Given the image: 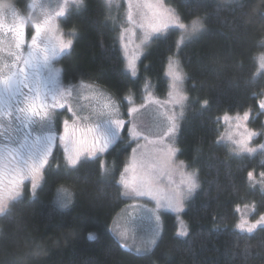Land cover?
Masks as SVG:
<instances>
[{
  "label": "trees",
  "instance_id": "obj_1",
  "mask_svg": "<svg viewBox=\"0 0 264 264\" xmlns=\"http://www.w3.org/2000/svg\"><path fill=\"white\" fill-rule=\"evenodd\" d=\"M7 1L19 9L28 3ZM165 2L185 24L199 18L204 28L189 38L181 37L175 26L152 36L135 77L118 38L122 7L116 9L109 0H83L59 19V29L73 44L56 63L63 83L92 82L122 104L130 91L140 101L146 86L164 96L167 62L178 59L189 99L175 145L178 158L196 171L199 182L182 211L186 233H178L174 214L164 212L162 233L149 252L122 247L110 221L126 203L117 178L129 147L106 152L116 166L112 172L102 171L100 157L70 167L55 152L50 166L58 169L50 170L35 194L25 189L10 200L7 213L0 215V264H264V227L252 233L232 227L238 204L254 202L257 212L264 210V192L251 186L247 176L254 171L261 177L264 160L233 155L219 140L218 121L225 112L250 110V125L258 130L264 126V111L257 107L264 93V70L257 64L258 53L264 51V0ZM61 184L74 192L65 208L55 203ZM90 232L95 239H88Z\"/></svg>",
  "mask_w": 264,
  "mask_h": 264
},
{
  "label": "snow or ice",
  "instance_id": "obj_2",
  "mask_svg": "<svg viewBox=\"0 0 264 264\" xmlns=\"http://www.w3.org/2000/svg\"><path fill=\"white\" fill-rule=\"evenodd\" d=\"M78 5H83V0H75ZM146 7L153 9V15L157 17V22L147 25V31L144 34V40L147 41L149 36L156 38L159 34L169 28L170 25L178 28L183 38H189L195 33L203 30L204 23L201 19L196 18L191 21L190 26L185 24L182 19L175 14L172 9L165 8L160 0H156L155 6L151 4L145 5ZM64 9L61 8L57 16H63ZM20 23L15 26H10L8 31L13 34L14 49H10L7 56L11 59V63L5 64L3 67L8 69V74L3 75V68H0V85H3V93L12 97L17 95L20 97L16 106V120L23 122L26 127L32 124H47L48 131L43 136H37L34 143L29 149L28 156L26 158L18 159L17 166L11 169L10 178L7 186L0 181V215L6 214L8 211V204L10 200H15L21 196L23 182L31 179V191L33 194L40 186L42 179V169L49 162V158L53 153V146L57 139L64 145L66 163L70 167H75L80 161L81 157L87 156L91 158H97L99 155L104 154L109 150L110 146L115 145L118 141L123 143L128 141V147L135 144V147H131L132 161L124 168V171L120 175L119 183L124 186L126 191L124 195L135 197H148L155 199L158 206L167 207L173 211L179 213L184 209L183 201L187 199V194L193 192L199 187L196 171L184 172V162L181 161L176 164L173 161V157L179 151L174 146L168 145L165 149H153L152 152L141 151V148H147V145L162 144L164 137L153 140L148 134H145L139 126L134 122L135 114L147 103H160L158 100L145 98V102L140 104L139 107L129 106L126 113L121 111L119 101H110L103 107L107 109L106 112L101 111L96 117L94 124L82 125L78 121L88 120L90 117L81 116L80 113L71 106L68 97L71 96V89L56 90L51 93L41 92L39 84L35 87L29 82L28 69H35L40 62L37 52L40 51L38 41L41 37L42 28L45 24H50L51 18L46 19L43 24L36 23L32 26L33 34L30 41H28V27L23 23V17H20ZM129 23H135L132 17L131 11L128 14ZM141 28L145 26L143 24L138 25ZM0 28L3 25L0 24ZM155 34V35H153ZM28 42V54L25 56L21 51L24 44ZM73 44L72 39H68L65 42L60 40L59 51L64 52L69 50ZM55 48L49 50L47 46L43 49V64L47 65L51 56L57 55ZM259 68L264 69V55L259 57ZM127 69L131 72V75L135 77L137 75V67L135 63V57L128 59ZM172 78V84L170 87L173 91L168 93L169 99L164 101L165 104H171L173 106L179 105L183 108L184 103L189 99L181 89V83L184 80V75L179 71L178 63L171 62L168 65V73ZM132 93L130 91L129 96L126 99H131ZM208 101H203V105H207ZM257 107L264 110V98L257 101ZM61 113H67L65 119L61 121L63 132L57 135L55 129V121ZM13 113L11 110L6 112H0V116L6 118L10 123ZM183 112L180 113V116ZM127 117V118H125ZM250 118V110L244 111L243 115L240 114L230 115L225 112L221 117H218V121H222L224 124L229 125V129H232V121H235V129L237 131H228L221 136V139H226L234 147L231 151L240 155L242 153L252 154L257 149L249 146V141L257 135L256 132L251 131L247 127V121ZM178 116L173 113L167 116L168 127L164 133L165 137H173L178 131V123L176 122ZM5 125L0 124V127ZM243 128L241 133L238 130ZM239 138H235V136ZM143 140L146 143L141 144ZM260 149H264V144L259 145ZM159 152L160 154H156ZM101 167H104L102 162ZM180 171L181 184L185 188H181L176 185L171 188V196H162L160 189L157 185L163 183L165 179L171 183V174L174 171ZM130 174V175H129ZM255 175L254 171H249L247 176L249 180H252ZM261 177H264V172L260 173ZM60 196L58 198L64 200L65 190H58ZM159 222V216L156 217ZM258 226H264V214L259 216V219L252 223L248 220L242 219L236 228L241 231H247L252 233ZM186 231L185 225L181 221V234ZM88 239H95L94 233L88 234ZM153 243L155 241H152ZM126 247V245H122Z\"/></svg>",
  "mask_w": 264,
  "mask_h": 264
},
{
  "label": "rangeland",
  "instance_id": "obj_3",
  "mask_svg": "<svg viewBox=\"0 0 264 264\" xmlns=\"http://www.w3.org/2000/svg\"><path fill=\"white\" fill-rule=\"evenodd\" d=\"M110 4L117 8L122 7V13L124 17V22L121 24L120 29L118 31V38L120 42V46L122 49L123 57L126 63L127 67V61L128 59H131L135 57V63L136 67H138L139 59L143 53L144 45L145 43L152 37L149 36L148 40H144V34L145 31H147V25L150 23L157 22V17L153 15V9H150L146 7L145 5L151 4L155 6L156 0H109ZM160 3L164 5L165 8L172 9L165 0H160ZM78 4L75 3V0H28V3L24 9H19L16 6H14L9 1L0 0V16L3 17L5 21L8 20H19L20 17H23V20L25 21L26 25L29 26L31 23H42L46 20L51 18L50 24H45L42 28V39H45L49 41L50 45L48 46L49 50L55 48L57 51V55L51 56L50 60L53 59L54 62L50 64V66L46 69H41L40 74L45 77V81H41L42 85L45 86L47 89H50L52 92L56 90H66L71 89V96L68 97V100L71 103V106L76 109L81 116L84 117H90L88 120H81L78 121L79 124L82 125H89L94 124L96 122V117L99 114V112L104 111L106 112L107 109H104V105L108 104L110 101H119L117 98L112 95L106 88L99 86L97 84H94L92 82L80 80L77 83H71V84H65L61 80L60 72H59V66L56 63V58L59 57L62 53L66 52H60L59 51V44L60 40L63 39L65 42H67L68 39H70L68 36H66L60 29H59V19L62 18L67 10L73 6H77ZM111 6V7H112ZM61 8L64 9V15L63 16H57V13L60 12ZM173 10V9H172ZM129 11L132 13V17L135 23H129L128 20V14ZM174 11V10H173ZM176 14V13H175ZM1 20V18H0ZM114 20V19H113ZM2 22V20H1ZM143 24L145 27L141 28L138 25ZM191 22L187 25L190 26ZM170 27H173V25H170ZM155 35V34H153ZM181 33V37H182ZM5 38L3 40L0 38V46L6 45ZM8 45V44H7ZM261 55H264V51L261 53H258L257 55V64L259 68V57ZM9 59L7 58H1L0 56V68H4L3 66L7 63ZM171 62L178 63L179 71L182 72V68L180 66V63L178 59L173 56L171 57L166 65V75L168 77V89L166 91V94L162 97H157L155 93L153 92L152 88H149L148 86L145 87L143 97L140 101H134L131 97V99H126L127 97L123 98V103H120L121 111L126 113L127 108L129 106H135L139 107L140 104L145 102V98L158 100L160 103H147L144 108L140 109L135 114V120L134 122L139 126V128L145 133L150 136L151 139L156 140L160 137H164L162 144H156L147 145V148H141V151H148L152 152L153 149H165L168 145L174 146L175 145V139L177 136V132L174 134L173 137H165L164 133L166 132V129L168 127V121L167 116L172 115L175 113L178 116L177 123L179 126V121L182 116H180V113L185 110L186 102L183 105V108L181 106L176 105L173 106L171 104H165L164 101L168 100V93L173 91V89L170 87L172 84V78L169 76L168 73V65ZM260 69V68H259ZM264 70V69H260ZM138 72V71H137ZM131 73V72H130ZM183 73V72H182ZM181 89L183 93L186 95V92L184 90V81L181 83ZM261 98H264V93H262ZM120 102V101H119ZM14 104V98L12 96H6L3 95L0 99V108H5L7 110H10L12 108V105ZM264 111V110H263ZM240 114L241 116L243 113L236 112L234 114L230 115H236ZM67 116V113H61L56 121L55 126L57 131V135L61 134L63 132V127L61 124V121L65 119ZM222 116V115H221ZM254 117V115H252ZM127 118V117H125ZM222 127L219 135V140L222 143H225L229 150L234 147L229 141L226 139H221V136L226 134L228 131H237L234 127L235 121H232V129H229V125L224 124L222 121ZM247 127L249 130L254 131L257 133L255 137L252 138V140L249 141V146L256 148L257 150L252 153H242L240 155H249L254 156L257 155L258 158L263 161L264 160V149H260L259 145L264 144V126L261 130H258L250 125V123L247 121ZM263 124H264V117H263ZM35 135L36 136H43L48 131V125L47 124H38L34 128ZM239 132H243L244 129L241 128L238 130ZM235 138H239V136H235ZM59 147L62 151H64V145L58 140ZM140 143L143 145L146 142L141 140ZM8 147H14V144L12 142L8 143ZM128 147V141L125 140L123 143L117 142L115 145L110 146L109 149L112 150V148H117L120 146ZM135 144H132L131 147H135ZM131 147H129L130 151L128 154V157L124 161V165L122 166L119 174H118V182L120 180V175L124 171V168L128 166L132 161V151ZM5 150L8 151V149L4 148L3 144H0V181H2V184L4 185V180L7 179V176L5 178L6 172H9V169L13 166V164H9L8 161H5V157L7 154L5 153ZM110 152H113L111 151ZM108 151V150H107ZM106 151V152H107ZM106 152L104 154L99 155L100 157V166L103 162L104 167L102 168L103 172H112L115 169V163L109 162L106 157ZM109 153V152H108ZM231 153L234 154L232 151ZM156 154H160L157 152ZM110 155V153H109ZM62 156V154H61ZM239 156V155H237ZM63 163L67 165L66 159H65V151L63 152ZM82 159H92L91 157L83 156ZM173 161L176 164H179L182 160L178 158L177 154L173 157ZM51 160L48 162V164L45 166L44 169H42L41 176L42 179L39 182H43L47 176V174L51 171L57 170L58 166L55 165L51 168L50 166ZM53 166V165H52ZM68 166V165H67ZM183 171L188 173L195 171L193 168L188 167L186 163L184 162V168ZM130 175V174H129ZM171 183H169L168 179H165V181L157 187L161 191L162 196H171L173 193L171 191V188L179 185L182 189L185 188L184 185L181 184V175L180 171H174L171 174ZM198 180V177H197ZM249 184L251 186H259L261 191L264 192V179L259 176H254L252 180H249ZM120 184V183H119ZM199 184V182H198ZM7 186V185H6ZM121 186V193L122 196L126 199V203L120 208V210L112 217L110 221V230L114 234V236L118 239L121 244L126 245L128 249L135 253H145L149 252L158 241L162 230H163V213L164 212H171L174 214L177 222V232L181 234V221L185 225L186 231L187 227L185 224V221L182 216V210L181 212L177 213L173 211L171 208L167 207L166 203L164 206H158L157 201L155 199H150L148 197H135L134 195L125 196L124 193L126 190L122 184ZM25 189H28L30 194L33 195V192L31 191V179H26L22 184V192L25 191ZM65 190L64 192V200L62 206V201L60 198V193L57 191V195L55 198V203L57 206L65 208L69 205L70 201L72 200V197L74 195V192L72 191V188L61 184L57 186V190ZM195 193V190L191 193L187 194V199L183 201L184 208L188 202V200L193 196ZM236 210L238 213L237 220L234 222L232 227L243 233H248L247 231H241L236 228V225L242 220L246 219L249 221V223L254 222L255 220L259 219V216L261 214H264V210L257 212L256 209V203L250 202V203H244V204H238L236 206ZM159 216V222H157L156 217ZM259 227L264 226H258ZM255 229V230H256ZM254 230V231H255ZM184 231L183 234L186 233ZM253 231V232H254ZM152 241H155L154 243Z\"/></svg>",
  "mask_w": 264,
  "mask_h": 264
},
{
  "label": "flooded vegetation",
  "instance_id": "obj_4",
  "mask_svg": "<svg viewBox=\"0 0 264 264\" xmlns=\"http://www.w3.org/2000/svg\"><path fill=\"white\" fill-rule=\"evenodd\" d=\"M1 20H0V24L3 25V28H0V38L3 40V38H5V40H7L6 45H3L2 47L0 46V56L1 58H8L7 54L9 52L10 49H14V39H13V34L10 33L8 31V28L10 26H15L16 24L20 23L21 21L19 20H8L5 21L3 19L2 16H0ZM23 23L26 25L25 21L23 20ZM35 23H31L28 27V41H30L31 35L33 34V29L32 26ZM42 32H41V37L40 40L38 41L39 44V49L40 51H38L36 54L40 59V62L38 63L37 67L35 69L29 68L28 69V73H29V82L33 85V87H35L37 84H39L40 90L41 92H48L51 93L52 91L50 89H47L45 86L42 85L41 81H45V77H43L40 74L41 69H46L50 66L51 63L54 62L53 59H49L47 65L43 64V49L45 48V46H49L50 43L49 41L42 39ZM8 44V45H7ZM21 51L24 53V55L26 56L28 54L29 48H28V42H26L23 46V48L21 49ZM9 63H11V59L8 58ZM58 59V57L56 58ZM56 61V60H55ZM3 75H7L8 74V69H3ZM3 95L8 96L7 94L3 93V85H0V99L2 98ZM14 98V104L12 105V108L10 109L13 113L10 123L7 122L6 118L3 116H0V124L5 125L4 127H0V144L2 143L4 148L8 149V151L5 150V153L7 154V156L5 157V161H8L9 164H13V166L9 169V172H6L5 178L7 176V179L4 180V186H6L8 184V180L10 178V173H11V169L17 166V160L18 159H22V158H26L28 156L29 153V149L31 147V145L34 143L35 139H36V135L34 134V128L35 126H37L38 124H32L28 127L25 126V124L23 122L17 121L15 116H16V106H17V102L19 101L20 97L17 95L16 97H12ZM8 107H4V108H0V112H6L8 111L7 109ZM43 125V124H42ZM56 128V126H55ZM12 142L14 144V147H8V143ZM58 139L56 141V143L53 146V153L55 152H60V154H62V158H63V152L60 147L58 146ZM52 156L49 158V161L51 160Z\"/></svg>",
  "mask_w": 264,
  "mask_h": 264
}]
</instances>
